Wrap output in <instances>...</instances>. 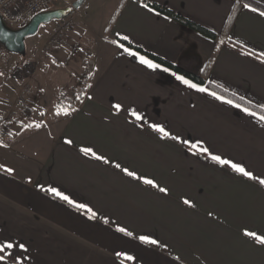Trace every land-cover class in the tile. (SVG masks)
Listing matches in <instances>:
<instances>
[{"label": "crops", "instance_id": "0c3cea01", "mask_svg": "<svg viewBox=\"0 0 264 264\" xmlns=\"http://www.w3.org/2000/svg\"><path fill=\"white\" fill-rule=\"evenodd\" d=\"M85 1L72 30L79 17V37H93L85 48L93 70L74 109L59 112L55 94L39 121H12L16 89L8 80L24 78L0 69V164L14 170L0 169V242L26 245L8 249L0 264H264V245L245 235H264V115L218 93L224 100L217 99L209 89L198 91L152 60L159 67L149 68L140 57L150 59L117 42L127 36L185 69L205 72L214 85L264 110V12L237 0H147L214 32L211 39L142 0H104V8L113 5L99 23ZM12 55L0 62L16 61ZM29 81L20 89L30 97L24 108L49 91ZM212 155L242 165L253 178ZM145 235L158 243L142 242Z\"/></svg>", "mask_w": 264, "mask_h": 264}, {"label": "rangeland", "instance_id": "374dc122", "mask_svg": "<svg viewBox=\"0 0 264 264\" xmlns=\"http://www.w3.org/2000/svg\"><path fill=\"white\" fill-rule=\"evenodd\" d=\"M85 2L90 4V10L87 13H92V18L98 19V23L103 15L108 16L107 11L113 5L112 1H110L104 8L101 6L104 0H86ZM56 6L64 7L61 1H58ZM78 10L84 13L86 11L85 3ZM76 20L78 23L81 22L79 17H76ZM78 23L74 30L57 32L58 43L55 45L50 44V40L54 31H56L54 28L57 22L53 20L47 24H42L36 34L26 38V54L24 56L14 54L12 56L17 58L16 61L9 62L6 59L5 62H2L3 65L0 62V69L6 68L3 73L9 71V73L24 78H18L19 80L14 78V81L8 80L9 83L15 85L16 89L12 97L14 105L10 109L13 117L12 121L26 122L23 109L30 97L29 94L23 93L20 89L28 85L27 81L30 82L29 78L35 79L39 87L46 85V89H49L46 96L40 92L38 98H33L34 105L30 107V110L32 118L36 121H39L44 112H47L48 108L53 104L52 96L57 94L59 98L61 96L70 97L74 92L80 90L81 86L78 78L82 74L83 64L87 57L85 48L91 45L90 41L93 40V37L90 35L79 37L81 33ZM8 54L12 53L6 52L4 47H0V56H7ZM5 63L8 66H5L7 65ZM19 84L21 86L17 87ZM60 111L61 108L59 107ZM11 115L9 114L10 117L8 118H11Z\"/></svg>", "mask_w": 264, "mask_h": 264}, {"label": "trees", "instance_id": "16d2710c", "mask_svg": "<svg viewBox=\"0 0 264 264\" xmlns=\"http://www.w3.org/2000/svg\"><path fill=\"white\" fill-rule=\"evenodd\" d=\"M85 1V0H84ZM143 3H145L147 6H149L150 8L154 9L155 11L159 12V13H162L176 21H179L181 22L182 24L190 27L191 29L205 35L206 37L208 38H211V39H216L217 38V35L194 23L193 21H190L182 16H180L179 14H176L174 13L173 11H171L170 9L160 5V4H157L155 2H150V1H147V0H142ZM239 3H245L247 5H250L256 9H259L261 11L264 12V5L254 1V0H237ZM84 3V2H83ZM83 5V4H82ZM81 5V6H82ZM236 14V8L233 10L231 16H230V20H229V23L232 21V19L234 18ZM113 18L111 19L110 23L112 22ZM56 21V20H54ZM117 42L120 43L121 45L127 47V48H130L136 52H138L139 54L147 57L148 59L154 61L155 63L163 66V67H166L168 69H170L171 71L185 77L186 79L194 82V83H197L201 86H204L206 87L207 89L215 92V93H218L224 97H227L245 107H248L254 111H257L258 113L264 115V110L262 109H259L258 107L254 106L253 104H250L249 102H246L245 100L221 89L220 87L214 85L213 83H211L208 79H207V76L205 74V72H203L202 74H198V73H195L193 71H190L188 69H185L183 67H181L180 65L178 64H175L153 52H150V51H147V50H144L142 48H140L139 46H136L124 39H121V38H117ZM231 45H233L235 48L237 49H241V50H244L242 49L240 46L236 45V44H233V43H230ZM255 56V55H254ZM93 70V61L92 59L90 58V55H87V57L85 58V61H84V64H83V71H82V74L81 76L78 78L80 80V90L78 92H74V94L70 97H65V96H61L59 99L60 101L58 100V106L62 109H68V110H71V109H74L77 102L80 101L85 93H86V85L89 81V75L90 73L92 72ZM64 101V102H63ZM24 117L26 118L27 121H30L31 119V110L29 107H27L26 109L24 108Z\"/></svg>", "mask_w": 264, "mask_h": 264}, {"label": "snow or ice", "instance_id": "6c2138e0", "mask_svg": "<svg viewBox=\"0 0 264 264\" xmlns=\"http://www.w3.org/2000/svg\"><path fill=\"white\" fill-rule=\"evenodd\" d=\"M261 15H264V13H261ZM124 39L127 40L128 37L125 36ZM121 47H123V45H121ZM125 50L128 51L127 49H125ZM129 54L131 55V54H134V53L129 52ZM261 55L264 56V53H262ZM140 60H141V63L146 64L149 68H158L159 67V65L154 64L151 60H147L144 57H140ZM178 79L182 80L183 83L189 85L190 87L196 88L198 91H201V92L208 91V89L203 88V87H200L197 84L192 83L191 81H188V80L184 79V77H182V76L178 77ZM210 95L215 96L217 99L224 100V97L217 96V94L215 92L210 93ZM225 102L226 103H229V104L232 103L231 100H227ZM115 107L117 108V110H119L121 108V105L120 104H116ZM237 107H239V105H237ZM243 110L245 112H248L249 111L247 108H245ZM57 114H59V112ZM133 115L136 117L137 120L142 119V117L138 113H136V112H133ZM260 118L262 120H264V116H261ZM36 127H39V125H36ZM151 127L153 129H155L156 131L162 133L164 136L170 135L168 132L165 131V129L162 126H160L158 124H153V125H151ZM173 139H179V137L178 136L177 137H173ZM68 143H71V141H68ZM192 147L193 148H196V147H198V145L197 144H192ZM201 150L204 151V152H208V149L207 148H202ZM83 151L85 152V154L91 153L94 156L96 155L92 151L91 148H85V149H83ZM96 159L104 160L105 158L103 156H96ZM211 159H213L214 161H216L217 163H220V164L230 165L231 168L233 170H235L236 172L242 173L244 176H247L249 178H253V173L250 172V171H247L240 164L233 163L231 160L224 159V158H222L219 155H212L211 156ZM116 167H120V165L117 164ZM0 169H4L8 173H12L14 171L12 168L6 167L5 165H2V164H0ZM124 171L129 176H135L136 175V173L130 172V171H128V169H124ZM144 182L147 183V184H153V181L152 180H148V179H145ZM259 182L261 184H264V179L260 180ZM153 186H156V185L153 184ZM47 191L53 193L54 195H56L57 197L61 198L62 200L67 201L70 204H73L74 207H77V208H80V209H87V211L89 213H91V217L90 218H95L96 217L97 213H95L91 208H88L84 204H76L75 201L71 200L67 195H64L63 193H61L58 189H56V188H48ZM160 191L161 192H166L167 189L161 188ZM184 203L185 204H190L191 202L186 199L184 201ZM105 222L107 223V220ZM118 231L119 232H122V233H125L128 236L133 235V233L129 232L126 228H123V227L118 228ZM245 235L250 236V237H253L254 240H256L260 244L264 245V235H257L256 232H254V231H247V230L245 231ZM139 239L142 242H144V243H151V244L158 243V241H156V240H154V239H152V238H150L149 236H146V235L145 236H140ZM14 247H19L22 250L23 249H26V245H24L23 243H20L19 245H14L12 242H0V262L4 261L6 259L5 253L7 252V250L8 249H13ZM117 256H126V259L129 260V261H131V260L134 259L132 256H128L125 253H117ZM17 264H19V261L18 260H17Z\"/></svg>", "mask_w": 264, "mask_h": 264}, {"label": "built area", "instance_id": "2783aa9c", "mask_svg": "<svg viewBox=\"0 0 264 264\" xmlns=\"http://www.w3.org/2000/svg\"><path fill=\"white\" fill-rule=\"evenodd\" d=\"M58 1L65 5H71L73 2V0H0V15L8 26L18 28L27 24L35 14L54 8ZM77 12L75 10L68 17L57 21L50 44L58 43L57 32L73 28ZM0 47H3L1 43Z\"/></svg>", "mask_w": 264, "mask_h": 264}, {"label": "water", "instance_id": "95a60500", "mask_svg": "<svg viewBox=\"0 0 264 264\" xmlns=\"http://www.w3.org/2000/svg\"><path fill=\"white\" fill-rule=\"evenodd\" d=\"M83 2L84 0H75L69 7L54 8L35 14L27 24L20 28L8 26L0 15V43L9 53L24 56L27 37L36 34L42 24L66 18L73 10L80 8Z\"/></svg>", "mask_w": 264, "mask_h": 264}]
</instances>
